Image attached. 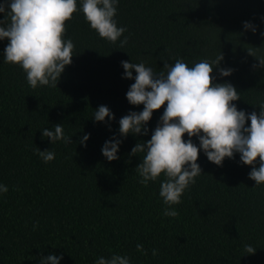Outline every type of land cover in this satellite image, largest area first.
Segmentation results:
<instances>
[{
  "label": "trees",
  "instance_id": "trees-1",
  "mask_svg": "<svg viewBox=\"0 0 264 264\" xmlns=\"http://www.w3.org/2000/svg\"><path fill=\"white\" fill-rule=\"evenodd\" d=\"M262 18L264 0H120L116 19L126 26L121 39L128 42L118 49L119 41L101 38L83 13L74 12L65 35L75 54L57 88H31L19 66L3 62L8 39L0 41V183L8 186L0 195V264H39L50 253L63 255L60 264H94L114 252L127 254L132 264H264V183L255 186L248 176L252 165L239 153L221 166L198 153L202 174L173 205L177 217L163 215L159 181L138 182L135 167L143 154L130 155L131 148L150 139L167 102L153 110L147 135L122 138L118 159L101 152L106 140L119 136V119L143 109L126 99L134 80L122 77V60L160 71L166 60L191 65L221 52L210 75L240 92L233 101L238 110L259 113L264 68H253L258 60L248 49L264 55ZM244 21L257 31L244 30ZM229 67V76L219 74ZM100 105L114 119L94 121ZM55 124H63L72 143L42 137L41 129ZM84 133L91 134L86 147L79 143ZM37 147L54 151L55 158L43 162ZM246 244L255 252L245 253Z\"/></svg>",
  "mask_w": 264,
  "mask_h": 264
},
{
  "label": "clouds",
  "instance_id": "clouds-1",
  "mask_svg": "<svg viewBox=\"0 0 264 264\" xmlns=\"http://www.w3.org/2000/svg\"><path fill=\"white\" fill-rule=\"evenodd\" d=\"M119 3L120 0H0V13L4 14L0 18V41L8 39L2 53L3 62L19 66L33 89L40 86L57 88L61 73L75 54L73 40L65 35V22L72 19L74 12L83 13L91 29L110 43L119 41L118 49H123L128 37L121 39L127 28L118 26ZM242 23L244 30L257 31L252 22ZM260 34L264 36V31ZM248 52L258 60V65L254 64L253 68H264V55L252 49ZM222 59L223 54L219 52L214 59H200L191 65L183 58L171 60V63L166 60L160 71L143 61L120 62L124 69L122 77L134 80L126 92V99L132 105L143 104V109L129 110L119 119V136L113 134L106 140L101 152L109 161L118 159L122 138L129 133L147 135V123L153 110L167 102L150 139L138 142L130 152V155L143 154L135 167L138 182L147 186L150 181H159L164 216H179L173 205L182 202L185 190L202 174L197 163L200 151L218 166L225 157L233 158L234 153H239L242 163L252 165L248 176L255 181V186L264 183V100H258L256 104L259 113L238 110L233 101L240 98V92L229 82H215L217 78L210 75ZM218 70L221 76H229L233 71L230 67ZM92 116L94 121L105 123V117L109 121L114 119L106 105L98 106ZM246 121L250 123L246 125ZM185 133L188 139L183 138ZM41 134L49 138L50 144L57 141L72 143L63 124L44 127ZM90 135L84 133L79 143L86 147ZM192 137L199 143H194ZM35 152L45 163L55 158V152L49 149L37 147ZM7 192L8 186L0 183V195ZM244 247L248 254L256 250L252 245ZM136 249L147 254L142 244L138 243ZM151 251L153 256L158 254V249ZM62 259V254L50 253L41 255L39 264H60ZM94 264H132V260L127 254L114 252L110 257H97Z\"/></svg>",
  "mask_w": 264,
  "mask_h": 264
}]
</instances>
